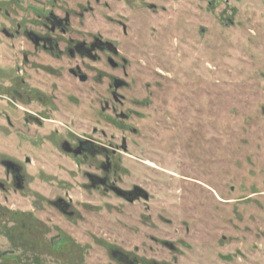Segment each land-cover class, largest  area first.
<instances>
[{"label":"rangeland","instance_id":"1","mask_svg":"<svg viewBox=\"0 0 264 264\" xmlns=\"http://www.w3.org/2000/svg\"><path fill=\"white\" fill-rule=\"evenodd\" d=\"M107 2L104 31L126 61L122 110L131 115L119 125L108 112L107 138L97 142L114 147L125 137L110 179L148 199L89 190V162L57 152L52 136L11 132L6 118L20 127L26 111L41 108L14 99L26 92L15 71L22 38L0 34V161H32L22 191L0 164V264H117L112 251L140 264H264V0ZM19 17L0 14V31H12ZM88 25H77L79 36ZM32 74L30 85L40 90L45 74ZM109 74L122 78L119 70ZM57 85L52 120L72 117L77 129L91 117L102 125L104 83L91 82V92ZM52 168L63 172L58 186L45 180ZM68 188L75 199L64 217L48 200Z\"/></svg>","mask_w":264,"mask_h":264},{"label":"flooded vegetation","instance_id":"2","mask_svg":"<svg viewBox=\"0 0 264 264\" xmlns=\"http://www.w3.org/2000/svg\"><path fill=\"white\" fill-rule=\"evenodd\" d=\"M139 1L127 0L126 5L130 8L136 3L139 4ZM108 7L107 0H0V14H3L4 18L12 20L14 13L21 14L12 31L6 27L0 31L4 39L22 38L21 53L15 71L20 74L21 86L26 92L14 99H25L23 101L25 106L29 107L35 103L41 108L37 109L36 113L26 111L22 121L19 122L20 127H15L8 118L6 122L13 134H19L26 139L33 138L35 141L52 136L56 141L57 152L74 162L78 160L83 163L89 162L90 165L87 166L89 170L84 171L87 183L85 186L89 190H100L103 195L104 192L111 193L127 202L147 200L148 195L142 189L134 187L132 190H122L115 184L114 180L117 178L110 179V174H114L116 167L114 158L117 153L126 151L125 137L122 136L119 146L114 145V147L97 142V140L104 142L107 138L108 112L114 116L119 125L129 121L131 115L130 112L122 110L124 100L127 99L122 93V90L127 89L123 79L127 77L126 61L121 59L120 51L109 41L104 31V9ZM93 14L94 16H91ZM85 22L89 24L83 31L85 35L79 36L80 27L82 24L85 26ZM78 24L81 26L78 27ZM119 26L122 36H126L127 25L121 23ZM109 69L119 70L122 78L111 77L110 80L109 77L112 75L109 74ZM40 70L45 74L39 80L44 87L40 90L32 89L30 85L32 72ZM61 82L66 90L70 87L71 92L76 88L91 92V82L104 83V86L100 87L102 100L99 114L103 116L101 126H93L91 117H88L75 129L71 127L73 123L71 111H67V115L71 118L65 121V124L50 118L59 108L55 92L59 88L57 84ZM12 93L16 95L17 92ZM132 102L141 104L137 100ZM132 112L140 116L139 112ZM43 115L48 118L42 117ZM60 125L66 131L61 130ZM12 126L14 129L11 128ZM61 131L64 137L59 138ZM128 131L136 135V130L128 129ZM31 162L28 158L23 159L22 165L8 159L0 161L6 177L10 180V186L15 191L25 189L27 178L24 166L30 165ZM44 163L47 161L41 158L38 168L44 170ZM52 171H54L53 175L46 177L45 180L53 186H58V180L65 179L61 176L63 172L55 168H52ZM70 190L68 188L62 194L56 192L55 196L48 200V205L57 209V212L64 217L72 216L70 208L75 197ZM25 233V237L30 238L32 231L25 230ZM28 240L25 238L24 242ZM59 252L66 253L64 249ZM111 256L117 264H140L138 260H130L118 251H112ZM69 261L71 262V255Z\"/></svg>","mask_w":264,"mask_h":264}]
</instances>
